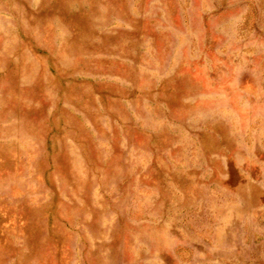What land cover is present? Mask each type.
Returning a JSON list of instances; mask_svg holds the SVG:
<instances>
[{"label":"rangeland","instance_id":"374dc122","mask_svg":"<svg viewBox=\"0 0 264 264\" xmlns=\"http://www.w3.org/2000/svg\"><path fill=\"white\" fill-rule=\"evenodd\" d=\"M0 264H264V0H0Z\"/></svg>","mask_w":264,"mask_h":264}]
</instances>
